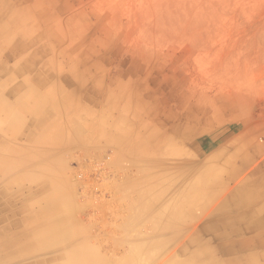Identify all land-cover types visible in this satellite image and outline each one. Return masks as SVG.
<instances>
[{"label":"rangeland","instance_id":"1","mask_svg":"<svg viewBox=\"0 0 264 264\" xmlns=\"http://www.w3.org/2000/svg\"><path fill=\"white\" fill-rule=\"evenodd\" d=\"M15 9L24 11L18 26L9 20ZM0 30V98L25 121L14 137L0 110V155L8 160L0 172L54 170L73 210L59 204L51 218L79 221L80 239L104 260L125 256L126 264H199L208 239L220 261L264 249V224L253 235L235 231L264 216V208L245 206L262 173L252 169L225 187L264 143V0H0ZM29 87L46 108L43 126L34 123L39 106L25 95ZM219 138L240 144L241 155L225 157L218 173L203 172L208 143ZM21 182L12 208L40 187ZM139 190L150 203L139 207ZM5 204L0 199V215ZM180 207L175 228L154 232ZM215 223L234 254L216 248L217 230L205 229ZM240 238L251 248L244 251ZM159 240L143 259H130V244Z\"/></svg>","mask_w":264,"mask_h":264},{"label":"bare ground","instance_id":"2","mask_svg":"<svg viewBox=\"0 0 264 264\" xmlns=\"http://www.w3.org/2000/svg\"><path fill=\"white\" fill-rule=\"evenodd\" d=\"M20 39H22V37ZM33 94L36 95L34 104L40 108H38L39 114H36L34 123L39 126L42 124V118L45 116L44 114H41L40 111H45L46 108H42L44 105L42 106L39 96L40 94L37 91L32 89V91H27L25 95L33 96ZM66 100L67 99H63V102L65 101L64 103H66ZM11 105L12 104H7L0 98V110L8 119V129L12 135L18 136L20 127L25 123V121L18 118V116L13 112V106L11 107ZM54 107L58 108L60 107V104H55ZM78 130L79 127L75 125L72 135L76 137ZM1 146L3 145H0V148H3ZM2 161L8 160L3 157ZM21 161L22 159L16 162V164L19 165ZM3 169V175H6L5 172H10V170H5V168ZM25 176L27 177V180L30 181V184H37L36 182H40V187L35 191V193L37 191H41L42 195L37 199H33L35 193L31 191L25 197H22L20 204L16 208H12L13 204L10 200H12L13 196L21 190L23 185L7 181L0 187V199L5 198L7 204L3 206L6 209L8 208V212L6 214L0 215V264H21V262H23L22 264H126L125 256L118 260H104L98 253L97 249L89 244L87 239H80L82 235L80 230L81 224L79 221L72 219L71 225L68 226V222L71 220L59 218L57 216L51 218L52 211L57 208L59 204L64 206L69 205L70 210H73V200L65 191H63L62 188H60L59 182L55 177L54 170H49V168H47L43 170V172L36 174L29 172L27 175H21V178L23 177L26 179ZM141 181H144V179ZM199 181L198 184H201L202 182L199 183ZM12 185H16L19 189L17 191H11ZM45 187L50 188L48 193H43ZM136 198L139 200V207L141 205L144 206L145 203H150V200L146 198L145 190L136 191ZM40 200L44 202V205L39 206ZM186 204H182L183 208L187 206ZM30 206L37 207H34L33 210L32 208H29ZM180 209L181 207L179 208V211L174 210V214L170 212L166 219H162L160 217V220H158L154 225V232H166L175 228L178 224L180 215L182 214V209ZM157 213L160 215V212ZM66 217L69 218L68 216ZM262 220L263 218H258L254 222L247 223L243 228H236L235 231L238 233H241L242 231L245 233L256 231V229L262 226ZM223 222L224 221H221L220 223L224 224ZM220 223H215L213 225L214 229L210 227V224H206L205 229L208 231L217 230L216 232L218 233L216 234L215 239L220 240L216 245L218 250L221 249L226 254H234L233 243L228 241V243L225 242L227 232L218 231L220 230ZM47 226H49L47 230H44ZM39 231L41 234H36L33 237H27L29 234ZM261 237V244H264V239ZM208 240L210 241V239ZM209 241H206L205 246L208 249L206 251L207 254L204 258H202L199 264H227L228 261L230 264H256L259 257L264 256V252L262 254L249 253L247 255L234 256L220 261L219 259L214 258L212 250L215 248L210 245L211 242ZM238 243L244 251L246 248L247 250L250 249L252 245L250 241L246 240V238H240ZM69 244L71 247L65 248ZM156 246H161L160 240L153 243L144 242L143 244H130V259L133 261L143 259L144 257L142 255L144 254V251H146L145 249ZM62 248L65 249L59 251ZM175 260L177 259L175 258ZM175 260L173 258L169 259V261L173 264H175Z\"/></svg>","mask_w":264,"mask_h":264},{"label":"crops","instance_id":"3","mask_svg":"<svg viewBox=\"0 0 264 264\" xmlns=\"http://www.w3.org/2000/svg\"><path fill=\"white\" fill-rule=\"evenodd\" d=\"M5 5V2L3 3V6ZM6 7H8V5H6ZM24 16V11H21L20 9H15L13 11V13H11V15L9 16V20L11 21L12 20V23L14 24H21L23 23L22 22V17ZM0 33H1V30H0ZM23 38V36H21ZM17 44V43H16ZM33 88L29 87L28 90H32ZM63 88H58L56 89L58 92H63L62 91ZM47 91H53V89H51L50 87L47 88L44 92H47ZM64 94H67L64 92ZM18 108L20 110H26V108L24 107V104H18L17 105ZM71 109V108H70ZM2 114V118L1 120H5V126H4V130L5 132H10L9 129H8V123H7V117L3 114ZM48 115V114H47ZM50 124V123H49ZM64 124V123H63ZM42 125V124H41ZM40 125V126H41ZM43 126V125H42ZM11 133V132H10ZM14 136V135H13ZM219 136V135H217ZM16 137V136H14ZM209 144V147L207 148V150L205 151L206 152V155H205V152H204V157L202 156V159H201V163H206L208 166H204V168L202 169V171H208L209 169L212 170H215V171H219L221 169H224L225 167L223 166V160L225 157H230L232 159H235L237 157H240V155L238 156V154L236 153V149L239 147L240 144H235V143H232V144H226L225 142H221V139H217V140H213L212 139V142L208 143ZM252 144L254 143H251L249 144L248 142H245L244 143V150L246 149L247 150H250L252 148ZM0 145H3L1 147L4 148V143L0 142ZM262 145V148L260 149V151L258 152H253V156H252V159L250 160V163L249 165L243 169L240 173L237 174V176L230 181V183H228L227 185L228 186H225L226 187V190H229L231 188L234 187V185L236 184L237 181H239L240 179H242L245 175H247L248 173L252 172L253 170V173L251 175H254L256 176L257 178L259 177V172H261V177L259 178V180H261V182L257 185H254L252 187V190L253 192H255V196L253 199H251L248 203H246L245 206H248V205H255L256 207H258L259 209H257L258 211L261 209V208H264V156L263 157H260V155L262 154L263 152V149H264V143L261 144ZM2 148V149H3ZM1 149V148H0ZM208 151V153H207ZM251 151V150H250ZM252 152V151H251ZM2 155H0V161L2 162ZM1 162H0V165H1ZM3 162H6V161H3ZM253 169V170H252ZM6 170H9V169H6ZM6 175H3V172L1 171L0 172V181H1V178L3 177V181L2 182V185H4L5 183L4 182H7V181H12V182H15V184H21L22 180H24V178L22 177L21 178V175L20 176H16V177H13L12 178V174L9 172H5ZM11 174V176L8 178V176ZM241 174H243L241 176ZM18 180V181H16ZM1 185V184H0ZM1 185V186H2ZM5 187V186H3ZM224 188V187H223ZM225 191L222 192V194H224ZM219 195L218 198L220 196ZM263 199V200H262ZM44 205V204H43ZM208 205H214L213 203H210ZM244 206V207H245ZM241 210L239 209L238 212H240ZM256 212V211H255ZM241 213V212H240ZM260 217L261 219L263 218V220L261 221L262 222V225L264 224V216L260 215L259 213L256 215V218ZM49 226H47L46 228H44V230H47ZM260 228L259 227L257 229V231L260 233ZM250 233V232H249ZM251 235H253L252 233H250ZM46 236H49V235H46ZM250 236V235H248ZM247 237V236H246ZM259 245L258 246H263L261 243H258ZM264 252V249L258 253V252H249V253H256V254H262ZM247 254V253H245ZM261 257H264V256H261ZM260 258V257H259ZM259 260V259H258ZM256 264H264V263H259V261H257Z\"/></svg>","mask_w":264,"mask_h":264}]
</instances>
